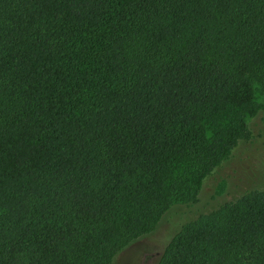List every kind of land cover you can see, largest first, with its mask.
Segmentation results:
<instances>
[{
    "label": "trees",
    "instance_id": "1",
    "mask_svg": "<svg viewBox=\"0 0 264 264\" xmlns=\"http://www.w3.org/2000/svg\"><path fill=\"white\" fill-rule=\"evenodd\" d=\"M264 121V0H0V264H112ZM155 264H264V187Z\"/></svg>",
    "mask_w": 264,
    "mask_h": 264
},
{
    "label": "rangeland",
    "instance_id": "2",
    "mask_svg": "<svg viewBox=\"0 0 264 264\" xmlns=\"http://www.w3.org/2000/svg\"><path fill=\"white\" fill-rule=\"evenodd\" d=\"M252 139L236 150L232 158L202 182L198 201L189 208L172 207L155 230L116 255L112 264H155L171 236L199 213L241 193L264 187V121L258 116L249 123Z\"/></svg>",
    "mask_w": 264,
    "mask_h": 264
}]
</instances>
